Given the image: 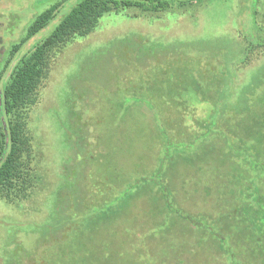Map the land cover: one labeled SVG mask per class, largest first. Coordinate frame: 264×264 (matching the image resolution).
<instances>
[{"label": "rangeland", "instance_id": "rangeland-1", "mask_svg": "<svg viewBox=\"0 0 264 264\" xmlns=\"http://www.w3.org/2000/svg\"><path fill=\"white\" fill-rule=\"evenodd\" d=\"M72 1L0 0V70L11 45L20 42L37 15ZM168 1L169 8L157 15L136 9L105 13L89 35L51 51L38 100L22 109L37 181L26 199L0 200V264H118L108 258L115 247L119 264H214L203 250L193 255L194 241L186 232L173 243L158 234L147 236L146 243L141 239L151 253L137 257L130 248H141L136 235L140 238L142 222L135 216L110 221L98 208L113 199L95 194L109 188L119 195L122 173L139 176L141 169L122 171V144L132 136L124 132L122 109L135 103L124 97L146 91L143 85L152 84L159 66L169 70L181 60L187 72L202 70V82L208 71L225 69L220 97L230 88L237 105L239 94L258 95L264 89V47L246 64L241 61L246 45L264 38V0ZM180 2L185 5L179 7ZM55 23L28 41L20 55ZM175 99L184 106L192 95ZM143 116L137 125L145 130L147 111ZM164 118L171 120L169 114ZM108 207L121 215L126 209L120 201ZM174 246L177 254L169 250Z\"/></svg>", "mask_w": 264, "mask_h": 264}, {"label": "trees", "instance_id": "trees-1", "mask_svg": "<svg viewBox=\"0 0 264 264\" xmlns=\"http://www.w3.org/2000/svg\"><path fill=\"white\" fill-rule=\"evenodd\" d=\"M169 6L168 0H73L66 7L53 4L27 26L0 70V200L26 199L37 181L22 109L38 100L51 51L89 35L105 13L136 9L157 15ZM53 21L49 34L20 55ZM260 47L264 38L246 45L242 63ZM180 62L169 70L159 66L152 84L143 85L146 91L124 97L135 103L122 109L124 132L132 135L122 144V171H141L134 178L122 173L119 195L109 188L95 190L98 199L105 195L125 204L122 215L108 207L112 201L98 209L108 212L110 221L135 216L142 222L140 238L136 235L141 248H130L137 257L150 252L143 244L147 236L158 234L173 243L186 232L194 241L193 255L203 250L214 264H264V89L258 95L239 94L237 105L230 88L220 97L225 69L208 71L202 82V70L187 72ZM190 94L188 104L179 106L175 98ZM145 110L144 130L137 120L145 119ZM169 250L177 254L175 246ZM109 252V260L119 264L118 248ZM142 257L138 260L145 262Z\"/></svg>", "mask_w": 264, "mask_h": 264}]
</instances>
